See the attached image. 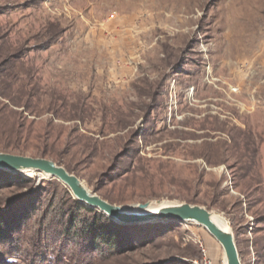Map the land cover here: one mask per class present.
<instances>
[{"label": "rangeland", "instance_id": "obj_1", "mask_svg": "<svg viewBox=\"0 0 264 264\" xmlns=\"http://www.w3.org/2000/svg\"><path fill=\"white\" fill-rule=\"evenodd\" d=\"M0 151L45 154L112 204L201 205L264 264V0H0ZM37 200L0 264L226 263L195 222L118 226L124 245L93 251L56 235L63 183L0 173V216Z\"/></svg>", "mask_w": 264, "mask_h": 264}, {"label": "water", "instance_id": "obj_2", "mask_svg": "<svg viewBox=\"0 0 264 264\" xmlns=\"http://www.w3.org/2000/svg\"><path fill=\"white\" fill-rule=\"evenodd\" d=\"M0 170L23 173L31 171L63 183L74 198L121 224H146L150 222H195L203 226L223 247L225 264H242L233 231L226 230L213 220L207 208L186 202L153 200L134 205H116L91 192L83 181L66 167L45 157H32L0 151ZM230 226V225H229Z\"/></svg>", "mask_w": 264, "mask_h": 264}, {"label": "trees", "instance_id": "obj_3", "mask_svg": "<svg viewBox=\"0 0 264 264\" xmlns=\"http://www.w3.org/2000/svg\"><path fill=\"white\" fill-rule=\"evenodd\" d=\"M42 156L45 157L46 155L43 154ZM0 173L6 176L10 172L0 170ZM19 178L20 182L25 185H28L30 182L29 179L23 176H19ZM36 203H39L38 200L26 206H17V210L14 209L11 214H3L0 216V242L10 241L13 235L22 232L27 227L28 222L33 218L37 210ZM69 211L68 214H70L66 223L64 222L63 226H60L61 228L56 232V235L68 239H78V237L82 240L84 239L87 241L86 244L92 247L93 251L101 252L104 247L113 249L117 246L124 245V241L121 238L122 232L118 229V226L124 228L133 226V224L119 225L104 214L98 213L95 208L76 200L73 206L69 208ZM85 213H91V216H85ZM80 217L82 220L79 219ZM41 225L44 226L45 224L42 223ZM40 233L42 234V232Z\"/></svg>", "mask_w": 264, "mask_h": 264}, {"label": "bare ground", "instance_id": "obj_4", "mask_svg": "<svg viewBox=\"0 0 264 264\" xmlns=\"http://www.w3.org/2000/svg\"><path fill=\"white\" fill-rule=\"evenodd\" d=\"M25 174L28 176H32L34 173L31 171H26ZM213 220L217 222L220 226L225 228L226 230H230L229 221L221 214L217 212L213 213Z\"/></svg>", "mask_w": 264, "mask_h": 264}, {"label": "built area", "instance_id": "obj_5", "mask_svg": "<svg viewBox=\"0 0 264 264\" xmlns=\"http://www.w3.org/2000/svg\"><path fill=\"white\" fill-rule=\"evenodd\" d=\"M195 264H199L198 261H196ZM203 264H213V263L211 262V260H209L208 258L205 257Z\"/></svg>", "mask_w": 264, "mask_h": 264}]
</instances>
